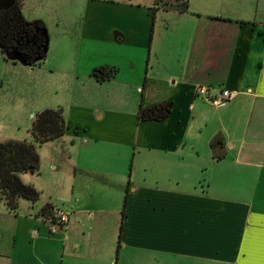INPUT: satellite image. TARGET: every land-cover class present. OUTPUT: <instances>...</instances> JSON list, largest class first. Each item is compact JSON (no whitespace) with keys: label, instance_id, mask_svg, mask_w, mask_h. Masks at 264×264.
I'll return each mask as SVG.
<instances>
[{"label":"crops","instance_id":"0c3cea01","mask_svg":"<svg viewBox=\"0 0 264 264\" xmlns=\"http://www.w3.org/2000/svg\"><path fill=\"white\" fill-rule=\"evenodd\" d=\"M33 1L57 17L113 4L115 23L90 32L112 58L82 71L79 104L63 108L66 132L45 142L61 161L54 201L11 215L0 204V264H112L116 240L126 264L132 252L143 264H264V0H188L184 11L154 0ZM99 67L116 71L101 80L91 75ZM197 86L239 93L212 107ZM162 102L172 104L166 119L137 118L140 105ZM197 103L215 123L205 145L221 143L186 153L190 112L208 109ZM44 205L70 214L63 230L50 234Z\"/></svg>","mask_w":264,"mask_h":264},{"label":"rangeland","instance_id":"374dc122","mask_svg":"<svg viewBox=\"0 0 264 264\" xmlns=\"http://www.w3.org/2000/svg\"><path fill=\"white\" fill-rule=\"evenodd\" d=\"M112 5L108 2H97L93 3L91 14L80 11L75 12L74 16L57 17L55 14H58V11L48 8V1L39 3L29 0L25 4L24 12L27 17L41 19L45 23L49 45L46 57L34 67L4 60L0 54V140L6 138L32 140L29 128L33 113L46 107L55 108L59 104L64 105L61 106L62 109L79 104V92L85 81L82 71L88 65H93L91 63H108L107 61L112 58L110 46L107 47L103 42L95 45L90 37L94 26L100 28L101 32L115 23L114 17L106 11V8H113ZM122 5L125 3H119L117 7ZM81 8L80 10H83L84 7ZM125 8L130 11L132 6L126 3ZM119 22L125 25L126 21L119 20ZM73 90L79 91L70 93ZM197 105L208 108L200 103L195 106ZM210 113L208 108L200 116L196 107L190 112L191 119L188 121L189 128L186 131L188 144L184 147L186 153H205L209 149L210 145H205L206 137L215 127V123L210 122ZM80 129L75 130L77 133L71 132V136L81 135ZM71 130L72 127L68 129V132ZM200 141L202 144H199ZM47 144L43 143L38 147V172L19 173L24 183L31 184L39 190V198L35 201L37 203L54 201L53 185H50L51 175L53 172H58L61 167V161L56 157L53 158L54 154L50 152ZM202 162L205 164L204 161ZM63 163L69 166L68 161L64 160ZM204 175L207 173L201 171L200 176L203 178ZM35 202L20 198L16 212L21 214L24 210L30 211L27 206ZM0 204L3 203L0 201ZM5 210L8 214H13L8 209ZM37 233L36 228L31 230L32 235ZM119 248L116 240L111 248L112 264H126V261L123 262L118 256ZM134 255L136 256L132 252L131 264H135V260L136 264L144 263L141 258L137 256L135 258Z\"/></svg>","mask_w":264,"mask_h":264},{"label":"trees","instance_id":"16d2710c","mask_svg":"<svg viewBox=\"0 0 264 264\" xmlns=\"http://www.w3.org/2000/svg\"><path fill=\"white\" fill-rule=\"evenodd\" d=\"M22 0H15L8 8H0V54L4 60L18 63L13 60L14 53L21 56L24 65L34 67L39 64L47 54L49 38L43 20L25 19ZM158 7H175L178 11L187 9L188 0H154ZM116 71L104 73V67L95 68L91 75L107 79ZM104 73V74H103ZM100 74H103L101 77ZM171 102H162L148 107L139 106L137 118L140 120L162 121L171 111ZM67 125L61 107H46L36 111L31 118L29 132L32 140L6 138L0 140V201L6 209L16 213L20 198L35 202L39 198V190L31 184L24 183L20 172L37 173L39 170L40 144L57 139L64 135ZM220 137L210 142V147L219 145ZM125 203V201H124ZM124 207L121 215H124ZM53 207L44 205L38 212L43 218L52 217Z\"/></svg>","mask_w":264,"mask_h":264},{"label":"built area","instance_id":"2783aa9c","mask_svg":"<svg viewBox=\"0 0 264 264\" xmlns=\"http://www.w3.org/2000/svg\"><path fill=\"white\" fill-rule=\"evenodd\" d=\"M238 93V90L219 86H197L194 91L196 97H199L212 107H222L226 105V103L238 95ZM53 212L54 214L52 217L44 218L48 223L50 234L55 233L58 230H63L67 225L70 215L68 212L56 208Z\"/></svg>","mask_w":264,"mask_h":264},{"label":"water","instance_id":"95a60500","mask_svg":"<svg viewBox=\"0 0 264 264\" xmlns=\"http://www.w3.org/2000/svg\"><path fill=\"white\" fill-rule=\"evenodd\" d=\"M14 1H15V0H0V8H4V9H6V8H8L10 5H12ZM12 59H13V60H16V61H17L19 64H21L22 66H26V65H24V62H23L21 56L18 55V54L14 53V56H13ZM26 67H27V66H26Z\"/></svg>","mask_w":264,"mask_h":264},{"label":"flooded vegetation","instance_id":"af4514ba","mask_svg":"<svg viewBox=\"0 0 264 264\" xmlns=\"http://www.w3.org/2000/svg\"><path fill=\"white\" fill-rule=\"evenodd\" d=\"M22 10V9H21ZM26 19V18H25ZM32 20H34V19H32Z\"/></svg>","mask_w":264,"mask_h":264}]
</instances>
